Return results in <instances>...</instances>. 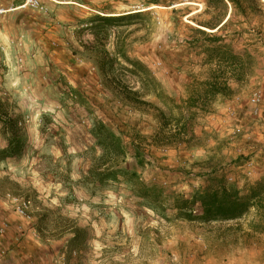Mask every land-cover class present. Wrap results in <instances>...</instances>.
I'll return each instance as SVG.
<instances>
[{
    "label": "rangeland",
    "instance_id": "374dc122",
    "mask_svg": "<svg viewBox=\"0 0 264 264\" xmlns=\"http://www.w3.org/2000/svg\"><path fill=\"white\" fill-rule=\"evenodd\" d=\"M24 1L0 0V76L10 75L15 103L27 112L18 126V167L6 171L18 181L6 190L31 202L29 218H19L18 226L34 244H24L35 253L32 264H59L61 256L66 264H264V252L258 253L264 250V195L231 228L206 230L175 220L173 208L175 196L187 198L202 189L204 169L221 171L242 196L256 188V177L245 176L244 164L252 160L256 174L260 170L252 154L256 142L247 135L264 103V30L239 37L237 22L232 23L234 53L247 51L253 60L249 76L230 82V93L197 116L195 140L166 144L153 105L167 111L146 95L143 74L177 104L188 97L190 75L204 80L203 56L187 45L193 38L188 27L210 19L202 0H156L154 9L152 0H39V9L19 10L16 5ZM141 9L150 10L101 32L88 29L98 11L124 16ZM10 83L5 81L6 88ZM132 92L152 107L132 101ZM256 93L259 105L250 102ZM99 121L121 133L125 150L130 144L138 149L145 164L136 172L160 196L157 203L121 182L92 184V172L102 162L91 134ZM125 161L134 163L130 157ZM244 232L247 242H224ZM53 242L70 244L61 248Z\"/></svg>",
    "mask_w": 264,
    "mask_h": 264
},
{
    "label": "trees",
    "instance_id": "16d2710c",
    "mask_svg": "<svg viewBox=\"0 0 264 264\" xmlns=\"http://www.w3.org/2000/svg\"><path fill=\"white\" fill-rule=\"evenodd\" d=\"M263 1L202 0L204 14L209 15L210 19L206 22H197V27H188L193 38L187 42V45L190 49L200 51L202 54L203 58L199 67L207 70V76L204 80H199L193 75L189 76L191 82L188 85V97L180 104L164 97L156 90L157 85L154 79L144 70L143 75L146 80L143 84L146 85L144 86L147 90L146 95H153L167 111L164 113L153 105V109L160 114L162 122L160 127L163 134L160 137L166 144L190 143L195 140L194 127L197 116L207 114L218 96L230 93V82L241 83L249 76L248 71L252 67L253 60L247 51L242 54L234 53V42L228 31L232 23L237 22L239 29L235 32L236 36L259 35L264 30ZM148 4L159 6L156 0ZM20 6V4L16 5L17 8ZM98 13L100 15L93 18L89 30L101 32L106 28L118 26L124 21L137 20L147 12H136L124 16H111L114 14L106 13V10L98 11ZM133 65L137 67V64ZM105 67L108 66L105 61H102L100 69L104 70ZM130 97L132 101L140 105L152 107L149 103L141 101L138 92H132ZM19 123L18 120L4 119V127L10 134V141L8 147L0 154V160L20 156L22 140ZM91 134L95 138L94 144L101 151L99 160L102 161L101 165L92 172V184H96L95 187H104L121 182L129 185L144 201L152 199L154 203H157L160 196L146 186L136 172V168H141L145 161L134 144H130L125 150L121 133H114L101 121L93 125ZM128 157L134 161L133 164H125ZM120 163H124L125 166L121 168ZM219 173L221 171L208 169L206 174L200 176L205 181L201 190L187 198L179 196L173 198L175 220L204 225L235 222L245 217L251 209L258 207L264 195V182L257 184L256 188L246 196H242L239 188L227 185L226 179L222 175L219 176Z\"/></svg>",
    "mask_w": 264,
    "mask_h": 264
},
{
    "label": "crops",
    "instance_id": "0c3cea01",
    "mask_svg": "<svg viewBox=\"0 0 264 264\" xmlns=\"http://www.w3.org/2000/svg\"><path fill=\"white\" fill-rule=\"evenodd\" d=\"M1 30L2 28H0V31ZM3 37L4 36L0 34V41L1 39H3ZM1 45L2 44L0 42V46ZM4 79L3 77L0 76V154L8 147V143L10 141V134L8 133L7 129L4 127V119L9 118L19 121L22 119V117L27 115L25 109L20 110V105L15 103L16 100L14 98V93H13L14 81L10 83V81L12 80L10 78V75ZM5 81H9L10 83L9 85H7V88L5 85ZM6 89H8L7 91H9L8 99H5V97H3ZM263 100H264V95H263ZM262 105L260 107L259 113L256 115V125H254V129L251 131L250 135H247V139H251L254 142H256V146L254 147V150L252 152L253 159L256 161V164L260 169L259 171H257L256 174V184L264 182V172H263L264 171V103ZM207 129L208 128H205V130ZM211 131L212 130L210 129V133ZM213 132H218V128L216 126L215 129H213ZM18 160L16 158L0 160V227H2V225L4 224H8V231L0 235V264H32L30 258L34 257L35 255V253L27 251L25 249L26 247H24L25 243H32V242H26V240H29V237L24 236L22 235L23 233L21 234L19 232L20 225L18 226V223L19 220L21 219H19L15 215L13 211V207L8 200V196L16 197L15 194L16 191L14 189H11V191L6 190V188H11V187H7V185L13 184L18 181L14 176V174L11 175L6 173L8 169H13V170L17 169ZM197 167L198 166H196V169L200 170V168ZM207 172L208 169H204L202 175L206 174ZM240 221L241 220L235 222H226V223H211L207 225L197 224V226L202 227L203 229L206 230L213 229L215 228V226L217 227L220 225L227 228H231L232 226L237 227ZM248 232L240 233V236L238 233L237 234L238 238L235 236L232 240L225 239L224 242H247L245 238L248 236L247 235ZM249 233L252 234V232ZM254 236H256V234H254ZM53 243H55L56 245L59 244L61 248L62 247L65 248L67 244H70L69 242H53ZM30 245H32L31 247H34L33 243ZM36 245H37L36 249H40V246H42L38 242H36ZM48 245L50 246V243ZM24 251L28 255H25ZM262 251L264 252V250L259 249L258 253ZM30 254L32 255L30 256ZM260 261L263 262L264 258H262Z\"/></svg>",
    "mask_w": 264,
    "mask_h": 264
},
{
    "label": "built area",
    "instance_id": "2783aa9c",
    "mask_svg": "<svg viewBox=\"0 0 264 264\" xmlns=\"http://www.w3.org/2000/svg\"><path fill=\"white\" fill-rule=\"evenodd\" d=\"M39 7H40L39 0H25L24 3L20 7H18V9L23 10V9L29 8L32 10H37L39 9ZM0 13H2V11H0ZM250 102L251 104H254V105H259L260 103H262L260 95L258 93L254 94ZM257 111L258 110L255 109L253 114L256 115ZM18 125H20V123ZM240 131H241L240 127H237L234 133L239 134ZM244 168H245V176L247 178L256 177V168L252 160L245 162ZM228 181H232V179L230 178L228 179ZM8 200L13 207V211L15 215L18 218H22V219L29 218L28 215L32 208L30 200H26L20 197H12V196H8ZM6 231H8V224H4L2 225V227H0V235L6 233ZM59 261H60L59 264H66L64 256H61Z\"/></svg>",
    "mask_w": 264,
    "mask_h": 264
},
{
    "label": "bare ground",
    "instance_id": "6f19581e",
    "mask_svg": "<svg viewBox=\"0 0 264 264\" xmlns=\"http://www.w3.org/2000/svg\"><path fill=\"white\" fill-rule=\"evenodd\" d=\"M154 8H157L156 6H152L150 9H154ZM150 9H145V10H138V11H132V12H128L127 14H134L136 12H143V11H146V10H150Z\"/></svg>",
    "mask_w": 264,
    "mask_h": 264
}]
</instances>
